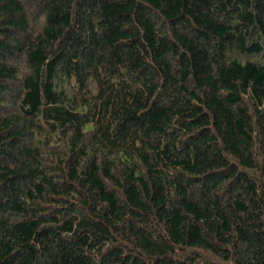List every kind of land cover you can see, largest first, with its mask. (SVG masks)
<instances>
[{
	"label": "trees",
	"instance_id": "1",
	"mask_svg": "<svg viewBox=\"0 0 264 264\" xmlns=\"http://www.w3.org/2000/svg\"><path fill=\"white\" fill-rule=\"evenodd\" d=\"M0 264H264V0H0Z\"/></svg>",
	"mask_w": 264,
	"mask_h": 264
}]
</instances>
